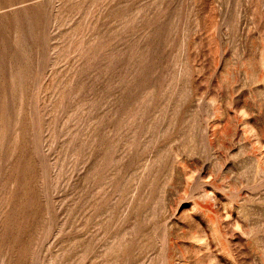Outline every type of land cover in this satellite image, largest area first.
Masks as SVG:
<instances>
[{
    "label": "rangeland",
    "instance_id": "374dc122",
    "mask_svg": "<svg viewBox=\"0 0 264 264\" xmlns=\"http://www.w3.org/2000/svg\"><path fill=\"white\" fill-rule=\"evenodd\" d=\"M0 264H264V0H0Z\"/></svg>",
    "mask_w": 264,
    "mask_h": 264
}]
</instances>
